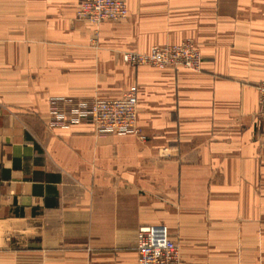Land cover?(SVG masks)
<instances>
[{
	"label": "crops",
	"instance_id": "0c3cea01",
	"mask_svg": "<svg viewBox=\"0 0 264 264\" xmlns=\"http://www.w3.org/2000/svg\"><path fill=\"white\" fill-rule=\"evenodd\" d=\"M123 1L96 37L79 0H0V264H137L145 226L181 264H264V0ZM186 40L198 73L123 59ZM133 86L145 139L48 126Z\"/></svg>",
	"mask_w": 264,
	"mask_h": 264
},
{
	"label": "built area",
	"instance_id": "2783aa9c",
	"mask_svg": "<svg viewBox=\"0 0 264 264\" xmlns=\"http://www.w3.org/2000/svg\"><path fill=\"white\" fill-rule=\"evenodd\" d=\"M127 17L128 8L123 0H79L77 19L93 24L96 27V37L104 22H120ZM123 55L124 62L136 68H184L197 73L202 68V56L193 40H186L178 45L155 46L146 54L126 52ZM257 89L260 95L257 116L264 123V82ZM137 117L138 88L133 86L123 98L117 100L52 99L48 126L69 129L89 124L99 136L135 134L145 139L137 127ZM169 236L164 227L140 228L137 235V264H181L180 246Z\"/></svg>",
	"mask_w": 264,
	"mask_h": 264
},
{
	"label": "rangeland",
	"instance_id": "374dc122",
	"mask_svg": "<svg viewBox=\"0 0 264 264\" xmlns=\"http://www.w3.org/2000/svg\"><path fill=\"white\" fill-rule=\"evenodd\" d=\"M196 44V43H195ZM197 46V45H196ZM200 51V50H199ZM203 61V60H202Z\"/></svg>",
	"mask_w": 264,
	"mask_h": 264
}]
</instances>
